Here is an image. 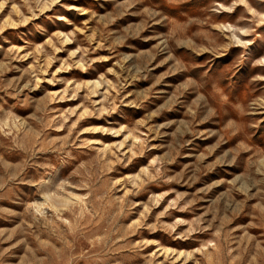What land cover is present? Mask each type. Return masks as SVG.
Instances as JSON below:
<instances>
[{
	"label": "rangeland",
	"instance_id": "rangeland-1",
	"mask_svg": "<svg viewBox=\"0 0 264 264\" xmlns=\"http://www.w3.org/2000/svg\"><path fill=\"white\" fill-rule=\"evenodd\" d=\"M0 264H264V0H0Z\"/></svg>",
	"mask_w": 264,
	"mask_h": 264
}]
</instances>
